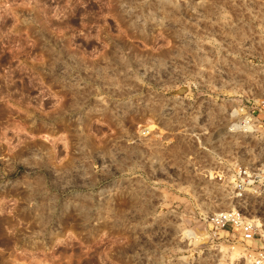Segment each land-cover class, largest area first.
<instances>
[{"label":"rangeland","instance_id":"374dc122","mask_svg":"<svg viewBox=\"0 0 264 264\" xmlns=\"http://www.w3.org/2000/svg\"><path fill=\"white\" fill-rule=\"evenodd\" d=\"M263 164L264 0H0V264H253Z\"/></svg>","mask_w":264,"mask_h":264},{"label":"built area","instance_id":"2783aa9c","mask_svg":"<svg viewBox=\"0 0 264 264\" xmlns=\"http://www.w3.org/2000/svg\"><path fill=\"white\" fill-rule=\"evenodd\" d=\"M232 189L237 200H240L247 192L264 195V164L255 172H250L246 168L236 170ZM208 222L213 230L236 233L238 240L247 244L246 246L248 242L260 241L261 246L256 249L246 248L245 254L253 264H264V240L255 219L246 217L240 209L232 208L211 214Z\"/></svg>","mask_w":264,"mask_h":264},{"label":"bare ground","instance_id":"6f19581e","mask_svg":"<svg viewBox=\"0 0 264 264\" xmlns=\"http://www.w3.org/2000/svg\"><path fill=\"white\" fill-rule=\"evenodd\" d=\"M257 225L260 226V223H257ZM234 251H235V250H234ZM234 251H233V252H234Z\"/></svg>","mask_w":264,"mask_h":264}]
</instances>
